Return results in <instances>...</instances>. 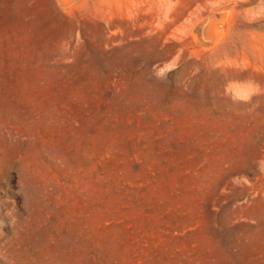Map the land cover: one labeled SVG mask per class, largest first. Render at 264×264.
<instances>
[{"label": "rangeland", "instance_id": "rangeland-1", "mask_svg": "<svg viewBox=\"0 0 264 264\" xmlns=\"http://www.w3.org/2000/svg\"><path fill=\"white\" fill-rule=\"evenodd\" d=\"M0 264H264V0H0Z\"/></svg>", "mask_w": 264, "mask_h": 264}, {"label": "trees", "instance_id": "trees-1", "mask_svg": "<svg viewBox=\"0 0 264 264\" xmlns=\"http://www.w3.org/2000/svg\"><path fill=\"white\" fill-rule=\"evenodd\" d=\"M115 123V122H114Z\"/></svg>", "mask_w": 264, "mask_h": 264}]
</instances>
